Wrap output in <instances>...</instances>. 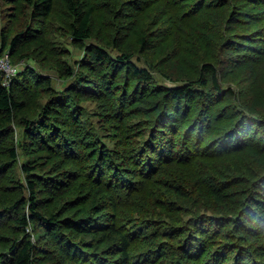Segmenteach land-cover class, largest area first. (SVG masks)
Returning a JSON list of instances; mask_svg holds the SVG:
<instances>
[{"label":"trees","instance_id":"trees-1","mask_svg":"<svg viewBox=\"0 0 264 264\" xmlns=\"http://www.w3.org/2000/svg\"><path fill=\"white\" fill-rule=\"evenodd\" d=\"M12 1L18 2L21 8L11 15L14 17L15 14L18 15L16 26L20 27V30L26 29L27 34L32 30L29 20L52 18L58 5H61L66 16L69 17L70 36L75 40H85L92 36L96 25L93 23V15L98 7L107 9L109 13L105 15L107 22L119 21L122 18L116 8L118 0ZM140 1L142 0H139L137 4ZM159 2L163 7L165 6L166 19L162 23L168 26L162 43L170 42L180 34L188 16L194 19L187 22L193 28L199 24L196 22L200 19L209 24L205 25L207 27L222 23L220 14L224 9H218V14L211 11L207 5L200 4L191 11L181 12L177 4L171 0H159ZM233 14L225 13L223 20L225 24L230 22ZM108 28L112 32V36L108 39H111L119 53L114 55L107 51L106 42L103 44L99 41L101 45L97 43L90 46L92 55L90 58L93 62L90 71L96 72L99 77L106 78L102 83L93 78L100 91L96 95L100 99L101 89L109 90L114 87L115 93L118 94L117 100L132 108L133 115L146 114L147 117H140V122H144V125L150 129L147 143L138 149L131 145L133 141L128 139L126 128L128 132V128H131L130 120L135 117H124L127 121H122L117 114L124 110L123 105L119 104L117 109L112 110V113L106 111L104 118L110 130L114 132L115 147L112 149L106 145L102 149L92 147L93 151L89 154L82 153L80 158L85 156V160L90 161L93 166L83 180L81 173L79 177L75 175L72 178L73 183L68 187L71 188L70 195L73 194L75 197L69 202L73 206L68 209L50 213L49 216L43 215L38 210L34 182L27 180L29 197L24 199L22 204L26 205L28 211L14 217L11 230L17 232L19 236L9 239L7 251L0 249V264H36L35 253L40 252L39 248L42 247H38L34 241H38L42 235L39 229L41 226L46 230L55 229L60 232L58 237L53 236L54 243L59 246V253L62 254L58 264L66 261L74 264L80 261L85 264L89 260L92 263L90 256L102 260L94 264H100V262L105 264L106 259L109 264H134L130 253L132 242H134L132 233L154 226L140 217V213L144 210L149 198L158 205L156 210H164L163 212L168 217L180 211L179 208L174 207L176 200L169 199L172 198L171 196L180 197V191H176L170 184L173 183L175 177H182V175L187 177L188 182L193 181L199 190L196 195L206 204L211 202L212 194L210 193H219L212 206L214 210L225 215H218L222 226L231 224V232L228 229V236L232 233L234 247H230L228 252L234 255L235 259L232 264L249 263L251 260L243 261V254L257 252L258 249L259 255L252 259V264H264L260 262L264 260V173L256 177L247 176L244 173L248 168V162L254 155L253 147L256 148V145L245 142L244 138L239 135L240 128L233 130L232 127L235 119L239 120L247 114L244 111H230V108L226 107L229 105L227 103L223 106L226 109L217 111L214 117H200L202 112L230 98V90L223 88L220 84L218 63H206L191 73L176 75H173L171 71H163L170 69V62L166 63L165 69L162 66L157 68L153 59L146 63L147 67H139L131 61V58L136 53L153 55L158 35L151 34L148 27L147 29L136 27L132 34L131 44L123 45L125 41L122 38L127 33L124 24L111 23ZM19 36L20 33L11 40L8 47L9 52H12L19 44ZM4 48L6 45L2 37L0 54L8 55L7 51L3 53ZM86 58L87 55H85V60H90ZM8 59L12 66L15 65L9 57ZM94 70L96 71L93 72ZM155 70L164 79L179 83L171 86L153 85L156 82ZM185 70L188 72L191 69L185 68ZM16 75L9 79L7 85H3L4 77L0 71V136L12 131L10 122L19 110L25 108V104L14 96L11 86L16 80ZM88 79L90 83L94 82L93 79ZM152 85L153 88H149ZM119 86L122 90L117 93ZM92 89L90 93H93ZM106 98L105 108L113 107L115 98L112 100L110 95ZM66 105L65 102L62 104L63 107ZM46 110H48L47 107H45ZM24 118L21 122L26 130V139L33 140L34 138L42 143L45 142L44 140L52 141L56 145L62 143L61 147L65 146V148L69 147L68 144L74 145L72 139L65 138L64 134L61 135L60 125L67 126L68 121L44 117L47 121H42L40 127L36 128L33 127L31 120ZM255 120L259 118L255 117ZM41 129L48 134L47 137L41 135ZM70 131L68 129L67 132ZM237 133L240 136L239 142L230 145L232 140H237ZM11 155L15 156L13 149H11ZM0 168H5L3 162H0ZM25 168L26 171L30 169ZM95 175L98 179H94ZM52 180L55 186H59V183L55 182L58 180ZM86 180L91 182L90 188L83 191L84 187H81L86 185ZM76 182H80V187L79 184L77 188L75 187ZM12 208L9 203L0 205V214ZM166 209L171 211H166ZM66 212H68L67 215L59 217ZM197 217L198 215L194 218ZM102 219L106 220L102 221ZM138 220H141L142 224L135 225L134 222ZM131 223L132 227H129ZM32 224L35 227L30 234L28 227ZM135 226H138L140 230H132ZM153 232L145 233L150 242H153ZM81 234H91L94 238L91 243L90 241L82 243L80 253L72 247L74 244L70 243V239L77 238ZM197 235H200V231L195 230L194 234L189 233L184 238L191 236L195 240ZM198 241L199 247L200 240ZM203 243L197 255H194L195 252H192L190 248L192 244H182L177 251L170 249L164 255H158L149 248L142 253L143 256L147 257L155 253L158 259L156 258L154 262L145 260L143 264H156L160 257H163L162 260L169 259L175 264H184L185 261L190 264H200L204 262L205 259L201 257L208 249L205 238ZM258 257L259 260H257ZM216 258L217 256L214 257Z\"/></svg>","mask_w":264,"mask_h":264},{"label":"rangeland","instance_id":"rangeland-1","mask_svg":"<svg viewBox=\"0 0 264 264\" xmlns=\"http://www.w3.org/2000/svg\"><path fill=\"white\" fill-rule=\"evenodd\" d=\"M138 1L118 0L116 8L122 15L119 21L107 22L105 20V15L109 14L107 9L98 7L93 15V23L96 25L92 36L85 40H75L70 36L69 17L66 16L61 5L57 6L52 18L29 20L32 30L27 34L26 29L20 30V27L16 26L18 15L15 14V17L11 15L20 10L19 3L12 0H0V44L4 37L6 48L3 53L8 52L7 57L15 63L13 66L19 72L11 85L13 93L25 104V108L19 110L10 122L12 131L0 136V162H3L5 166L0 168V205L9 203L13 207L0 214L1 251H7L9 239L19 236L11 228L14 225V217L28 211L26 205L22 204L24 199L29 197L28 179L34 182L38 210L43 215L49 216L50 213L73 206L69 202L75 196L70 195L71 188L68 185L73 183L72 178L75 175L79 177V173L83 180L93 166L90 161L85 160V156L80 158L82 153L89 154L93 151L92 147L95 149H102L105 145L111 149L115 147L114 132L110 130L104 117H106V111L112 113L119 104H123L117 100L118 94L115 93L114 87L109 90L101 89L99 99L96 94L100 91L94 79L102 83L106 78L97 76L96 70L93 71L95 73L90 71L93 64L90 58L92 57L91 45L99 41L103 44L106 42L107 51L114 55L119 53L111 39H108L112 36L108 28L111 23L124 24L127 33L122 38L125 41L123 45L131 44L136 27L145 29L148 27L151 34L158 35L153 55L136 53L131 58V61L139 67H147L146 63L153 59L157 68L162 66L165 69L166 63L170 62V69L163 71H171L173 75H176L191 73L206 63H218L220 84L223 88L230 90V98L202 112L200 117H214L217 111L226 109L223 106L227 103L229 105L226 107L230 108V111H244L247 115L239 120L235 119L232 124L233 130L240 128L239 135L245 142L256 145V148L253 147L254 155L244 173L253 177L264 173V0H171L177 4L181 12L191 11L200 4L207 5L214 13H218V9H224V11L220 14L222 23L214 27L205 26L209 24L200 19L196 22L199 24L193 28L187 22L194 19L188 16L180 34L165 43H162L168 29V26L162 23L166 19L165 6L163 7L159 0H142L137 4ZM225 13H234L228 24L223 21ZM18 33H20L19 44L12 52H9L10 42ZM22 53L25 54L21 55ZM85 55L90 60H85ZM185 68L191 70L185 72ZM154 75L156 82L153 85L171 86L179 83L164 79L156 70ZM88 78H94V82L90 83ZM153 85L149 88H153ZM91 89L94 94L90 93ZM121 90L119 86L117 93ZM108 95L112 100L115 98V104L111 108L104 106ZM64 102L67 103L65 107L62 106ZM126 105H123L124 110L119 111L117 115L122 118V121H127L124 117H135L130 120L131 128H128V132L126 128V134L128 139L133 141L132 146L137 149L142 148V145L147 143L150 129L144 125V122H140V117H147V115L135 116L132 113L133 109ZM45 107L48 110L45 111ZM23 117L31 120L33 127L36 128L40 127L42 121H47L44 117L68 121L67 126L60 125L61 135L64 134L65 138L72 139L74 145L68 144L69 147L65 148V146L61 147L62 143L56 145L52 141L44 140L45 142L42 143L34 138L26 139V130L21 122ZM255 117L259 120H255ZM239 121L241 122L238 124ZM68 129L71 131L67 132ZM255 133H257L256 136ZM41 135L48 136L43 129H41ZM76 135L79 136L76 137ZM240 136L237 133V140H232L230 145L239 142ZM11 149L14 150L15 156L11 155ZM25 167L30 169L26 171ZM97 177L95 175L94 179H98ZM52 179L58 180L55 182H58L59 186H55ZM78 184L80 187V182H76V188ZM90 184L91 182L86 180V185L81 187H84L83 191L88 190ZM170 185L176 191H180V197L171 196L172 198L169 199L176 200L174 207L179 208L180 211L168 217L164 210H161L163 213L157 211L158 205L149 198L140 217L154 226L147 230H140L138 226L132 228V230H140L132 233L134 242H132L130 253L134 264H143L145 260L154 262L156 258L158 259L155 253L164 255L170 249L177 251L182 244H192L190 248L192 252H195L194 255H197L204 244V238L208 249L201 257L205 259L204 262L200 264H232L235 258L231 252H228L230 247H234L232 233L228 236V229L231 232V224L222 226L218 215H225L214 210L212 206L219 193H210L212 194L211 202L206 204L196 195L199 190L193 181L188 182L184 175L175 177ZM166 211L171 210L166 209ZM67 214L68 212L59 217ZM196 215L198 217L194 218ZM104 220L106 219H102ZM141 222L138 220L134 223L140 225ZM34 227L33 224L28 227L30 234ZM129 227H132V223ZM39 229L42 235L38 241H34L31 236L32 241L38 247H42L39 248L40 252L35 253L36 264H58L62 254L59 253L60 248L54 243L53 238L55 235L58 237L60 232L55 229L46 230L42 226ZM195 230L200 231V235H197L195 240L191 236L184 238L189 233L194 234ZM148 231H154L153 242L146 238L145 233ZM93 238L91 234H81L77 238L70 239V243H73L72 247L81 253L82 243L89 241L91 243ZM198 240H200L199 247ZM66 242L69 243L67 240ZM248 246L251 245L248 244ZM149 248L155 253L144 257L142 253ZM258 252L259 249L257 252L243 254V261L251 260L247 264H252V259L259 255ZM215 254L216 259H214ZM90 259L92 263L89 260L85 264L102 261L100 258L91 256ZM162 259L163 257H160L156 264H175L169 259ZM260 262L264 263V260ZM82 263L78 261V264ZM63 264L74 263L66 261ZM105 264H109L107 259ZM184 264H190V262L185 261Z\"/></svg>","mask_w":264,"mask_h":264},{"label":"built area","instance_id":"built-area-1","mask_svg":"<svg viewBox=\"0 0 264 264\" xmlns=\"http://www.w3.org/2000/svg\"><path fill=\"white\" fill-rule=\"evenodd\" d=\"M0 71L4 77L2 83L3 85H7L9 79L18 72L17 69L9 62L7 54L0 55Z\"/></svg>","mask_w":264,"mask_h":264}]
</instances>
